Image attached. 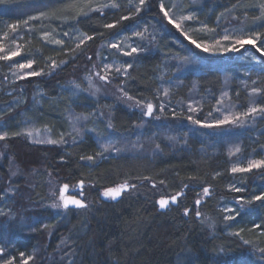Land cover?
I'll list each match as a JSON object with an SVG mask.
<instances>
[{"label":"trees","instance_id":"1","mask_svg":"<svg viewBox=\"0 0 264 264\" xmlns=\"http://www.w3.org/2000/svg\"><path fill=\"white\" fill-rule=\"evenodd\" d=\"M3 1L8 12H0V39L22 20L21 11L33 3L46 5L49 20L41 28L35 25L32 35H23L25 47L15 59L18 63L31 61L33 70L41 73L37 78L3 86L10 66L0 61V122H3L0 132H7L8 137L14 139L9 146L16 160L31 162L41 170L56 167L62 182L70 185L83 181L92 188L93 194L88 209L52 213L48 219L45 210L26 213L31 205L41 207L47 196L43 178L36 176L27 183L23 176L28 174L13 180L9 172L0 169V247L5 249L0 254V264L9 259L13 264H22L21 253L29 256L38 250V237L21 230L25 216L39 218L36 230L40 231L41 225L48 223L49 229L54 231L53 240L42 252L53 254L62 242L63 246L69 245V264H263L259 249L264 248V207L260 202L233 221L223 219L227 215L223 209L237 197L251 199L264 192V169L250 174L232 173L228 155L232 138L204 135L201 131L189 134L187 128H183L181 143L171 146L159 140L160 153L153 157H109L88 164L80 157L92 155L96 159L100 153L91 136L59 150L42 151L17 141L18 135H15L24 128L25 121L47 128L56 136L62 135L68 131L69 114L90 116L103 107L112 109L116 134L131 132L140 124L137 113L114 106L110 101L94 100L77 93L67 78L80 58L85 63V57L94 55L93 48L131 37L138 30L154 33L143 41L135 40L138 53L125 56L107 48L101 50L100 59L106 62L116 59L127 68L119 83L128 96L142 104L151 102L157 108L168 105L173 111L184 112L187 109L184 107L195 97L202 110L201 122L207 120L221 100L226 78L230 80L231 103L242 111L249 109V86L253 84L254 88L264 90V61L258 54L247 47L228 59L194 55L196 50L191 42L166 22L160 10L163 3L164 11H169L174 0H145L144 5H140L139 0H110L115 8L88 16L90 0ZM260 3L264 0H212L202 5L184 0L183 4L185 13L194 17V26L200 29L214 31L221 17L232 15L238 23L245 22L246 28L260 20L257 29L264 32V20L258 19L261 12L252 6ZM107 24L116 27L109 29L105 27ZM253 31L257 30L253 28ZM45 33H54L60 44L45 43L41 39ZM66 33L70 37L91 36L92 39L76 48L70 39H65ZM205 35L198 33L194 39L205 41L208 39ZM185 57L199 64V69L177 72L174 59ZM128 64L132 67L128 68ZM256 105L264 108V91L258 92ZM151 130L155 128L152 126ZM237 143L245 160L259 159L264 147V124L243 132ZM18 166L24 168L21 162ZM125 183L141 185L143 190L161 186L166 192L163 194L184 196L176 207L170 206L163 212H159L155 204L128 192L118 202L100 198L105 189ZM233 185L246 190L235 192ZM205 187L209 193L199 212L215 224L212 230L196 215L195 200L204 194ZM59 261L55 258L51 264H59Z\"/></svg>","mask_w":264,"mask_h":264},{"label":"rangeland","instance_id":"2","mask_svg":"<svg viewBox=\"0 0 264 264\" xmlns=\"http://www.w3.org/2000/svg\"><path fill=\"white\" fill-rule=\"evenodd\" d=\"M189 3L193 5H202L204 3L211 2L212 0H187ZM4 1L0 0V12H8V9L5 7L6 5L3 4ZM184 0H174L170 5L171 9L166 12H168V17L164 18L166 19V22L169 24L168 20L171 18L173 20L172 24H169L171 27L175 28L181 35L183 33L187 32L188 40H196L194 38L198 37V33L206 34L205 36L208 38L205 41H197V43H201L202 45H207L209 48H217L220 47H229L232 44L235 43L236 39L241 38H253L254 43L257 47H261L262 51L257 52L256 48H254L251 44H245L244 48L240 49V51L244 50L245 48H251L255 53L258 54V56L264 61V32L258 31L257 27H259V21L257 20L251 27L246 28L245 22H237V19L230 15L229 18L227 17H221V20L217 23V28L214 31H208L204 27L201 29L199 27H195L194 19L184 20L182 17L184 16H192L190 14L185 13L184 11ZM113 3L110 2V0H90L87 2V5L89 6L88 10L86 11V15H93V14H102L107 9L111 7H104L101 10L102 5H112ZM86 5V6H87ZM46 5L41 4H31L25 7L21 11V17L22 20L16 24L15 28L12 26L9 28V32L6 36L2 37L0 39V57H9L8 59H0V61H5L10 66V71L8 72V75L4 82H2L3 86H13L21 81H26L30 79H35L38 76H31L29 73L33 72V63L31 68L25 67L20 68V64L27 63H18L15 61L16 58H18L24 49L25 45H23V35L25 33H29L32 35L34 32L35 25L41 26L44 24V22H47L49 20L47 16V9L45 7ZM260 13V11L258 10ZM164 15V12H163ZM261 16V14H260ZM175 23L180 24V29H177L175 27ZM253 28H255L257 31H253ZM225 29H227V33H225ZM140 32L142 33V36H137L136 33ZM135 32L131 37H123L119 40L112 41L109 45H102V47L99 48H93L94 55H88L86 58V61L84 63V59H79L80 63L78 66L74 67V72L71 73L67 80L69 84L72 85L73 90L77 93L84 94L90 98H93L94 100H106L110 101L114 104V106H118L123 108L124 110L131 112V113H137L140 117V124L134 126L131 132L126 134H116L112 125V109L111 108H105L98 110L97 113L85 116V115H77V114H69L67 117V121L69 124L68 131L65 134L56 136L53 134V132L47 128H40L36 125H32L29 122L25 121L24 128L21 130L20 135L16 137V140L26 144L31 149H37V150H52V149H62L65 146L76 143L79 141H82L86 136H91L97 143L99 152H102L101 145L106 144H113V147L109 149L108 152H104L102 156L99 155L98 158L94 159V161H98L102 158H109V157H119V156H133V157H153L154 155H158L160 153V145L159 140L167 143L168 145H177L182 142L181 130L183 128H187V132L190 134L191 132H203L204 135H219L218 137L224 138L226 136L232 138L230 139V147L228 149V155L231 162V169L235 167L240 168H247L249 162L251 161H259L264 160V147L261 151V157L259 159H249L245 160L241 156L242 148L239 143H237L238 137L243 134V132L246 131H253L256 127H258L259 124H264V116H262L259 113L260 107H257L256 101L258 92L253 93L254 85L252 84L249 86L251 88L250 94V106L249 109L252 107L257 108V113H250L248 115H245V113H248L249 109L246 111H242L238 108V106L231 103L229 91V78L225 79V92L221 98V100L218 102L217 106H215L214 111L210 116L207 117V120L202 123H209L213 124L214 126L212 128H205L201 127L199 125L194 124L192 121L188 119V116H192L193 120H199V116L201 113L200 104L197 101L195 97L192 98V100L188 103L187 108L182 112L180 109H169L168 105H164V110L161 112L160 108H157L154 104V110H153V116H143L141 109L135 106V101H128L126 97H124V90L121 86V83H119V78H124L125 73L124 69H127L125 66H123L118 60L113 59L111 62H106L104 59H100V52L103 49H109V51H115L116 53L120 55H124L125 52H131L133 47H137L135 40L143 41L146 36L153 35L154 33H148L147 30H138ZM255 33L260 34V38L256 39L254 37ZM225 34H228L230 36L229 40H223V36ZM184 36V35H183ZM185 37V36H184ZM200 37V36H199ZM42 40H44L47 44L52 45H59L60 40L59 38L54 35V33H45L41 37ZM65 39H70L72 44L76 46V48L82 46L85 44L88 39L85 37H70L69 35H66ZM219 40L220 44L216 45V41ZM112 43H115L118 45L117 48H111L110 45ZM195 52H193L194 55L198 56H204L208 58H217V57H225L228 59V57L234 53H237L239 51H231L227 53H222L220 51H210V52H204L201 49L195 48V46L192 44ZM236 47H239V45H236ZM92 50V49H91ZM92 50V51H93ZM16 52L17 55L13 56L12 53ZM135 53H138L135 52ZM134 54V53H133ZM126 56V55H125ZM94 59V61H93ZM191 63H186L184 59H174V64L176 67L177 72L186 73L190 70H197L199 69L200 65L197 64L193 59L189 58ZM248 63H253V61L250 62L247 60ZM91 62V64H90ZM105 65H110V67L105 68ZM120 68L121 73H117L116 69ZM127 72V71H126ZM99 73L102 76H105L106 79L101 80L99 76L97 75ZM89 78L91 79V86L89 85ZM79 85V87H77ZM99 88L100 91L97 92L95 95H93V91L95 88ZM227 93V95H225ZM146 104V103H145ZM132 105V106H129ZM189 107L194 109V111H189ZM187 110V111H186ZM146 111V109H145ZM171 112H174L172 115H169ZM77 116H83L87 117V119H81L79 121H75V128L79 129V135L76 131L73 129V123L74 119ZM158 117V118H157ZM224 117H228L231 121L230 123H225L220 126H215V121L222 120ZM0 123H3L2 121ZM111 124L112 126L109 127L108 125ZM1 125V124H0ZM154 127L155 130H151V127ZM155 131V132H152ZM31 132V135H28V133ZM4 132H0V135H2ZM175 135H178L175 137ZM61 138H63L66 143H57V144H48V143H40L38 141H46V140H57L60 141ZM183 138L186 140V137L183 136ZM14 139L10 137H6L4 140L0 141V169H4L7 171V174L9 172L10 179H18L17 177H22L23 174H28V176L25 178V181L27 183H30L32 181V178L39 176V178H43L44 183L47 187V196L46 198L41 202V207H35L34 205L29 206V209L26 210V213L28 211H38V210H45L49 214V218H51V214H59L64 213L68 214L69 210H86L89 208V206L92 203L91 197L93 194V190L88 185H83L82 187H79L78 184H67L68 185V194L65 195V198H75L81 200L86 207L85 208H79V209H66L64 207L59 208H53V203H58L62 205V201L60 199V189L63 188V185L66 183L61 181L60 172L57 170L56 167H51L52 170H41L36 164H31V162H22L21 160H16V155L13 154V152L10 150V142H12ZM184 140V141H185ZM158 146V147H157ZM239 148V152L236 151V149ZM116 149H119L120 151H116ZM19 161V162H18ZM20 162L23 164V169H20L18 166ZM88 164H91L93 161H86ZM36 165V166H35ZM264 169V166L261 168H254L251 171H245V172H236L233 174H250L254 171L262 170ZM15 173V175H13ZM131 185H135V188H132ZM141 185L138 184H130L129 188L130 190L128 193L131 196L138 197L141 196L145 200L148 201L150 204H155L158 211H168V209H161L159 207V204L157 203L160 199H171L173 196H168L165 189L161 186L155 187L152 186V189H141ZM162 190H161V188ZM55 193V195H53ZM103 193V192H102ZM100 194V198L102 200H105L107 202H113L111 198H106ZM127 193V192H126ZM123 193L122 195H124ZM182 195H180V198L178 202L181 200ZM206 197V195L202 194L200 199H196L200 201L199 204H197V211L199 212V208H201V204L203 203V199ZM181 203V202H180ZM231 206V207H230ZM228 206L229 208L237 207L235 205V200L231 201V205ZM249 209V208H248ZM225 212V211H224ZM200 218L202 221L210 219L204 215L201 211ZM227 215H234L232 212H225ZM39 218L36 216H30V217H24L23 218V225L21 227V230H26L27 232H31L35 234V236L38 237V240L40 242L39 248L36 252H33L29 256H22L21 261L22 264H51L55 258H58L59 264H69L70 262V254L71 250L69 245H64L62 242L57 247V251L53 254L48 253L47 251L42 252L45 247L47 248V245L51 243V241L54 238V231L49 229L48 223H43L41 225L40 231L36 230V224H38ZM207 227L208 225L204 223ZM212 230V228L208 227ZM66 243V242H65ZM2 254V252H0ZM261 260L263 258L261 257ZM57 263V261L55 262ZM54 263V264H55ZM4 264V263H3ZM264 264V261H263Z\"/></svg>","mask_w":264,"mask_h":264},{"label":"snow or ice","instance_id":"3","mask_svg":"<svg viewBox=\"0 0 264 264\" xmlns=\"http://www.w3.org/2000/svg\"><path fill=\"white\" fill-rule=\"evenodd\" d=\"M139 4L140 5H144L145 4V0H139ZM252 6L259 8V10L261 12V16L258 17V19L264 20V3H260L258 5H252ZM104 7H112V8H115L116 5L115 4H112V5H102L101 6V10ZM139 10H140L139 7H137L136 8V11L139 12ZM160 10L162 12H164V16L165 17H168L169 14H168V12L164 11V4L163 3L160 5ZM121 19H128V17H121ZM182 19L189 20V19H194V17L193 16H184V17H182ZM168 22H169V24H172L173 23V20L171 18H169ZM12 27L15 28L16 26L15 25H12ZM105 27L111 29V28L116 27V25H114V24H107V25H105ZM175 27L177 29H180V24L179 23H175ZM224 31H225V33H227L228 30L225 29ZM66 35H67V33H66ZM136 35L137 36H142V33L137 32ZM183 35L185 36L186 39H188L187 32L183 33ZM254 37L256 39H259L260 38V34L259 33H255L254 34ZM87 39L91 40L92 37L89 36V37H87ZM229 39H230V36L228 34H225L223 36V40H226L227 41ZM190 42H191V44H193L195 46V48L201 49L204 52L220 51L222 53H227V52H231V51H240V49L244 48L245 44H251L254 48H256V51L257 52H261L262 51L261 47H257L256 46V44L254 43V39L253 38L236 39L235 40V43L232 44L231 46H229V47H220L219 49H217L215 47H213V48L210 49L209 46L202 45L201 43H197L196 40H191ZM215 43H216V45H219L220 44V41L217 40ZM236 45H239V47H236ZM110 47L111 48H117L118 45L115 44V43H112L110 45ZM137 51H138V48L137 47H133L132 50H131V52H125L124 55L131 56L133 53H135ZM17 54L18 53H16V52H13L12 53L13 56H15ZM262 54H264V53H262ZM8 58L9 57H0V59H8ZM183 59L185 60L186 63H191V61L189 60V58L185 57ZM31 66H32V62L31 61L27 65H25V64H20L19 65L20 68H25V67L31 68ZM53 67H56V65L53 64ZM108 67H110V65H105V68H108ZM127 67L128 68H131L132 65L131 64H128ZM126 71H127V69H124V73L125 74H126ZM116 72L117 73H121V69L120 68H117L116 69ZM40 74H41L40 72H36V71H33V72L29 73V75H31V76H38ZM97 75L99 76V78L101 80L106 79L105 76H102L99 73H97ZM91 84H92V82H91V79L89 78V85L91 86ZM77 87H79V85H77ZM99 91H100V89L98 87L95 88L94 91H93V95H95ZM121 91H123V89H121ZM252 91H253V93H256V92H261V91H264V90H262L260 88H253ZM164 92H165V95L168 94V90L167 89H165ZM225 95H227V93H225ZM124 97H126L128 101H132L133 100V97L128 96V94L126 92H124ZM129 106H132V105H129ZM135 106L141 109V112H142V115L143 116H148V117H152L153 116L154 105L151 102H148L146 104H142V102L140 100H136L135 101ZM145 109H146V111H145ZM163 110H164V106L161 105L160 106V111L162 112ZM189 111H194V109H192L191 107H189ZM250 113H257V108H255V107L250 108L249 111H248V113H245V115H248ZM259 113L262 116H264V108H260L259 109ZM81 119H87V117L77 116V117H75L74 123H73V129H74V131L77 132L78 135H79L80 130L77 129V128H75V121H79ZM188 119L190 121H192L194 124L199 125L201 127L212 128L214 126L213 124L202 123L200 120H193L192 116H188ZM230 122L231 121L229 120L228 117H224V119H222V120L215 121V126H220V125H223L225 123H230ZM108 126L111 127L112 125L109 124ZM0 127H3V126L0 125ZM15 135H20V133H15ZM28 135H31V132H29ZM7 136H8V133L7 132H4L2 135H0V141L4 140ZM38 142H40V143H48V144L66 143V141L63 140V138H61L60 141L49 139V140H46V141H38ZM100 147L102 148V152L101 153H98L97 155L102 156L104 152H108L109 149H111L113 147V144L109 143V144H106V145H101ZM239 150H240L239 148L236 149L237 152H239ZM116 151H120V150L119 149H116ZM80 159L81 160L93 161L94 162V157L92 155L81 156ZM262 166H264V160H259V161H255L254 160V161L249 162L247 168H240V167H235L234 166L231 169V171L233 173H236V172H245V171H251L254 168H261ZM13 175H15V173H13ZM161 183H163V181H161ZM80 186L81 187L83 186V181L80 182ZM128 187H129V185L127 183L122 184V185L117 186V187H110V188L105 189L103 191L102 195L104 197H106V198H111L112 200H116L117 197H119L121 195L122 191L127 190ZM131 187L132 188H135L136 186L135 185H131ZM185 187H187V185H185ZM67 189H68V185L67 184L63 185V188L60 189V199H61V201L63 203H62V205L61 204H58V203H53V205H52L53 208H59V207L62 206V207H64V208L67 209L69 207V200L64 199V195H63L64 194V191L67 190ZM232 190L239 193V192L245 191L246 189H244L242 187H236L235 185H233L232 186ZM203 193H204V195H208L209 189L207 187H205L203 189ZM53 195H55V193H53ZM176 200H177V197L176 196L171 197V202L173 204L176 203ZM256 202H260V206L264 207V192H261L259 195H253L251 197V199H247L244 196L237 197L235 199V205L237 207L229 208V207L226 206L223 209V211H225V212H232V213H234V215H226V216H224L223 219L225 221H233V220H235L237 217L242 216L248 210V208L251 207L252 205H254ZM157 203L159 204V207L161 209H165L169 205V200L162 198ZM196 203L199 204L200 201L197 200ZM71 204L74 205V206H76V207H78V208H85L86 207V205L81 200L75 199V198H72L71 199ZM185 215H187V209L185 210ZM196 215L199 216L200 213L197 212ZM202 223H206L208 225V227H210V228H214L215 227V224L213 222H211V221H208V220H205ZM256 227H259V225H257ZM235 235H239V233H235ZM3 251H5V249L3 247H0V252H3ZM259 252H260V255L262 257H264V248L259 249ZM20 255L23 256L24 253H21ZM4 264H13V260L12 259H9V260L5 261ZM25 264H26V262H25Z\"/></svg>","mask_w":264,"mask_h":264},{"label":"water","instance_id":"4","mask_svg":"<svg viewBox=\"0 0 264 264\" xmlns=\"http://www.w3.org/2000/svg\"><path fill=\"white\" fill-rule=\"evenodd\" d=\"M83 185H84V184H83ZM78 186L81 187L80 184H78ZM128 191H129V188H128L127 190H125V191H122L121 195H120L119 197H117L116 200H113V201H114V202H118V201L120 200L122 194H123V193H126V192H128ZM67 194H68V189L64 191V194H63L64 197H65V195H67ZM181 195L184 196V194H181ZM176 197H177V200H176V203H175V204H173V203L171 202V199H167V200H169V205H168L165 209H169L170 206H172V207H176V206H177V202H178V200H179V198H180V195H177ZM65 199H66V200H69V207H68V209H79L78 207H76V206H74V205L71 204V198H65Z\"/></svg>","mask_w":264,"mask_h":264}]
</instances>
